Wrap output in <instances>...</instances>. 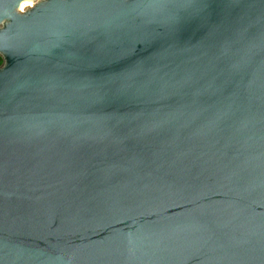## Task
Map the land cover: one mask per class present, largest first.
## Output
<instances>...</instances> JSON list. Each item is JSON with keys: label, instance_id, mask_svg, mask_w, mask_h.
<instances>
[{"label": "water", "instance_id": "water-1", "mask_svg": "<svg viewBox=\"0 0 264 264\" xmlns=\"http://www.w3.org/2000/svg\"><path fill=\"white\" fill-rule=\"evenodd\" d=\"M0 264H264V0H0Z\"/></svg>", "mask_w": 264, "mask_h": 264}, {"label": "trees", "instance_id": "trees-1", "mask_svg": "<svg viewBox=\"0 0 264 264\" xmlns=\"http://www.w3.org/2000/svg\"><path fill=\"white\" fill-rule=\"evenodd\" d=\"M1 62H2V59H1V57H0V64H1Z\"/></svg>", "mask_w": 264, "mask_h": 264}]
</instances>
